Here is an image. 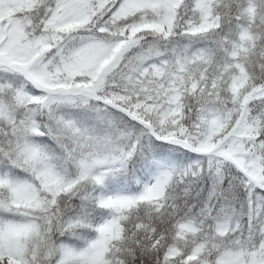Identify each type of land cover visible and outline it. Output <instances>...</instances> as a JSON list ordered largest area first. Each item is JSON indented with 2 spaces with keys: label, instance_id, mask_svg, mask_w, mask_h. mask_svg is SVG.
<instances>
[{
  "label": "snow or ice",
  "instance_id": "6c2138e0",
  "mask_svg": "<svg viewBox=\"0 0 264 264\" xmlns=\"http://www.w3.org/2000/svg\"><path fill=\"white\" fill-rule=\"evenodd\" d=\"M0 264H264V0H0Z\"/></svg>",
  "mask_w": 264,
  "mask_h": 264
}]
</instances>
